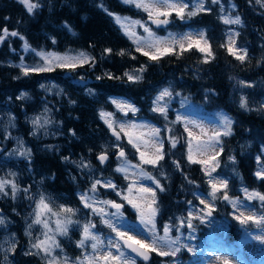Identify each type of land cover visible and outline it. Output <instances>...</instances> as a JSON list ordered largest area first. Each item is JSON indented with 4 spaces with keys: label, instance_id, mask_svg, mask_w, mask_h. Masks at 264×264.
I'll list each match as a JSON object with an SVG mask.
<instances>
[{
    "label": "rangeland",
    "instance_id": "obj_1",
    "mask_svg": "<svg viewBox=\"0 0 264 264\" xmlns=\"http://www.w3.org/2000/svg\"><path fill=\"white\" fill-rule=\"evenodd\" d=\"M120 1L122 2V0ZM185 2L189 4V8L186 9L187 13V11L192 10L193 4L196 0H185ZM249 3L251 6L259 10H264V6H262L264 5V0H261V3H257L256 0H249ZM221 4L224 6L223 13L220 12ZM125 5L132 6L136 10L144 13L146 17H149L147 12L142 8H137L135 4ZM204 5L206 9L210 8L211 11H202L191 18H188L187 15H185L184 20L179 19L173 12L168 19L172 21L171 25L175 26V28L171 29L169 27L168 29L163 30V33L161 34L150 28L146 21L128 16L115 15L121 18V21L128 26L129 31H134L136 35L141 38L142 44L149 39L148 33L144 31V27H148L156 37L168 41L171 40V37L169 36L170 33L173 34L176 39H180L184 34L191 33L192 38L195 40L199 38L197 34L203 31L204 39H206L209 44L205 29L185 28V26L182 25H180L179 28L178 22H184L186 25L191 19L205 13H211L217 16L224 27L223 35L227 53L229 54L227 48L230 36L235 39L236 48L247 51L244 63H241L233 55L229 54L235 61H237V66H226L225 69L227 81L230 86V102L237 110L245 114H254L256 116L264 117V52L251 55L246 48L242 47L241 40L238 38L239 35H234L235 33H241L239 30L242 25H226L223 23L221 16L235 18V16L238 15L233 4L223 3L220 0V4L214 5L211 3V0H204ZM111 17L115 25L124 35L125 39L132 44L136 51L137 44L133 42L134 38L125 35V30L121 27V24L116 22L114 16ZM124 18L128 19L124 20ZM160 18L165 17L161 16ZM137 20L140 21L141 24L133 25L132 21ZM141 25H143V27ZM185 44H187V41ZM201 46H204L203 40H201ZM161 48H163V45H161ZM174 49L180 52L178 46L174 47L173 50ZM192 49L201 55V62L195 63L190 67H185L184 72L192 79L202 81L204 78L202 73L206 64L203 63V59L206 54L199 52L195 47ZM145 50L150 52L155 51L154 49L147 48H145ZM22 51L21 58H23V60L20 58L17 61L0 62V69H6L8 72L10 71L9 76L15 80L29 78L31 74L35 73L29 72V75L25 76L21 71V67H19L21 64L29 69L45 64L44 60L36 55V52L39 51H43L45 54L54 53L68 57H79L80 53H85L86 56L92 58V55L88 51L75 48H66L62 52H50L45 48H42L33 52L31 49L25 51L23 47ZM136 52L150 61V59L147 56L142 55L141 52ZM25 57H27L26 60L24 59ZM107 57L108 55L104 54L101 59H99L100 61L97 62L98 68L102 71H107L102 66V62H104ZM211 59L212 58H209V61H211ZM92 60L93 58L87 63H90ZM94 61H96V59H94ZM132 61L134 62L136 59ZM55 63L56 62L53 61V66ZM77 66L81 65L77 64ZM141 66L142 65L132 67L124 71V73L128 72L133 75L142 76V79L134 84L141 82L144 78L145 70L142 73L136 71L137 69H140ZM107 74L112 75V72H107ZM124 77L127 79L125 75ZM240 81H243L244 84H251L252 87H246L240 84ZM75 83L84 86L83 90L78 91V93L84 92V95L93 98L96 96V92L87 86L88 82H86L83 77H78L75 81L70 82L69 87L56 83L41 84L38 88L39 93H41L39 97H35L33 93H20L16 98V101L20 103L10 102L12 103V106L16 105L19 107L20 112L24 113L20 117H17L12 111L0 108V131H2V135L6 138V141L0 144V179L14 181L19 189L15 194V198L12 196L10 185L5 187V191L8 195L0 193V201H3L4 203L3 207L0 206V218L4 220V224L0 225V264H13L11 262V256L17 247H21L19 254L22 252L24 254L37 252V249L32 247V243L35 242L37 237L43 239L44 237L42 233L46 231L42 224H33L36 204L39 201L41 194H43L46 203L49 204L54 212H60L61 207L72 208L74 210V214L62 213L59 216H54L51 213L45 212L41 218L42 220H47L49 227L52 229L48 235L54 236L60 245L59 248H54L52 251V256H55L60 260L67 257L69 259V264H73V262H77V258L82 260L86 255H102L106 251H112L114 255L117 254L114 246L109 247V241H112L113 244L119 242V238L116 235L117 231L124 232L128 236H133L135 239H143L147 243H151L153 237L151 233L146 230L145 225L141 223L140 215L131 207V205L127 204V202L122 199V196L128 194L127 188L129 184L133 180H136L138 186L150 187L155 191L157 201L155 206L158 207V196L170 192L175 172L189 170L193 165H199L205 178V187L207 190L203 192L196 188L190 189L188 196L191 198V203L185 204L184 208L175 212L173 218L167 219L165 224L172 226L169 233L170 237L172 239L179 237L180 243H182L184 247L181 248V251L176 253L175 256H160L157 255L156 252H150L152 256L156 257V262H158V264H223V261L227 260L228 264H264V243L255 239V237H264V231L251 221H249L247 225L241 226L239 221L234 218L238 216L240 212H244L246 215L255 213L257 217L264 215V204H261L257 199L248 200L243 189L247 188L249 192L257 191L261 194H264V192H260L258 189H250L247 186L237 158L238 154L249 153L252 147H254L255 141L247 138L237 142L236 139H233L229 140L230 142L228 141L224 148L223 139L232 136L235 122L234 119L224 111H209L204 109L202 103L198 100L202 99L204 102H207L209 99L208 92L198 91L195 96L185 94L177 88L175 80L169 79L156 89L148 108L146 107L147 103L145 100H141L143 105L140 108L127 98L114 97L109 100L111 110L106 112L113 114L111 119L114 122V127L117 132H119V125L121 123L136 125L144 124L161 130L160 139L164 142L163 151L165 155L163 160H160L156 166H153L151 164H141L139 152L128 143V136L123 132L120 133L122 139L121 143H118L111 138L109 132L112 130L108 128L104 120L100 118V115L99 121L105 130L99 128L97 132L94 133L92 146L86 147L88 149H85L84 152L80 154L71 152L69 147H64V142H67V140H63L64 137L72 140L77 139L74 130L65 129V121L63 119L65 114L68 118L72 117L70 112L76 105L74 98L75 94L73 93L76 89L72 87ZM166 88L172 92V96L166 97L164 101L160 102V104H167V120H165L160 113L152 111V108L156 106L153 101L156 100V97L160 92ZM242 96L247 101L249 109L247 111L240 107ZM113 100L132 104L139 109V111L135 114L132 112H127V114H125L116 108L112 103ZM21 101H24V103ZM24 104L33 106L31 113L28 114L24 112ZM46 109L47 111H45ZM149 116L155 118L157 121H150ZM225 116L230 118L233 122L232 134L229 136H221L220 138L222 143L218 147H222L223 152L217 157L220 166L216 169V172L212 173V177L228 181V188L223 189L218 193V196H222L223 192L227 191L230 198L235 199L238 197L239 199L235 207L222 199L212 201L211 196L208 195V193L211 192V188L207 183L209 177L206 176L202 170L204 166L200 164H190L187 159L188 135L184 131L185 122H190L188 127L194 132V135H200V130L199 128H194L193 125H201L211 134L213 129H222V121ZM37 117L40 118V124L43 125L42 127H37L32 123ZM177 117H180L179 122H176ZM45 120L50 121V123L44 124ZM19 122H22V125H20ZM168 128H171L172 131L169 132L167 130ZM140 131H146V129L137 128L135 130L136 133H139ZM73 132L75 135L72 134ZM172 136L178 138L176 148L171 147L170 137ZM145 139H149V137L146 136ZM192 143L193 148L195 149L196 141L193 140ZM65 150L68 153V159L65 160V157H63L61 158V161L71 168L69 170L68 178L76 187L77 193L75 201L77 202V205L63 204V201L51 194L45 188V178L38 182V180L33 179L30 170H28L29 173L27 172L30 160L35 152L46 154L53 152L61 153ZM120 150L125 152L127 164H125L124 160L117 159ZM144 150V146L141 145V151ZM260 150L263 158H261L259 164L255 161L257 163L255 173L264 168V148H261ZM21 151H30V154L20 155ZM147 151L148 154L151 155L154 150L148 149ZM101 154L107 155L108 157L104 166H100L98 161V157ZM131 157H133V159H131ZM229 157H234L235 163H233ZM169 159L171 163L175 161V163H173L175 168L166 164L165 160L169 161ZM78 164L81 166L78 167ZM177 164L180 165L179 168L176 167ZM14 165L21 168V170H18L17 168L15 169ZM83 165H88V167H84ZM130 165H141L145 172L150 173L155 180L159 181L160 186L164 188V191L161 192L153 181L141 177L140 168H132ZM117 167H128L129 178L125 179V173L117 172ZM132 173H136V175L133 176ZM116 177H118L120 181L117 182ZM254 177L256 180H261L258 179L255 174ZM96 180H99L101 183L97 184L96 191L92 192L91 187ZM107 181H111L116 185L115 190L111 187L102 186L105 185ZM25 189H27V191H25ZM117 192H120L121 195H117ZM83 194H87L90 197L88 202L93 204V207L105 209L108 215L104 216V219L109 220L116 231H113L112 228H109L103 223L101 216L93 213L92 208H86L84 206V203L81 201V196ZM133 195H136L135 190ZM201 198L206 199L209 203L213 204L214 211L211 216L205 217L203 215L204 205L199 202ZM68 199L69 198H66V200ZM93 200L96 202L93 203ZM105 200L122 204L123 207L120 211L123 215L116 214L115 208L99 203V201ZM125 207H127V211L125 210ZM189 212L200 217V219H194L192 221L194 230L189 229L186 226ZM158 215L159 212L156 216V237H163L165 224H158ZM57 220L62 222H66L67 220L72 221V223L67 224V234L61 235L55 231ZM181 220L185 221V226L183 227H180ZM19 221H21L20 226L23 228L21 237H19L14 230ZM89 222L95 224V228H92L91 232L94 235L99 236L100 241L102 242L96 253H93L91 248L92 243H94V241L91 240L85 241L83 248L77 247L78 242L83 239V226ZM30 224H32L31 228H29ZM99 226L109 230L110 234L105 235L100 233L98 231ZM177 227H179V231L176 230ZM26 232L31 233V235H26ZM13 245H15V248L14 251H11L10 249H12ZM157 247L164 249L165 243L157 239ZM173 247H175V245ZM189 249H191V251ZM121 250L125 253L126 257H132L136 261V264L150 263H140L122 246ZM5 256H7V260H5ZM34 256L42 260L44 264H48V260L51 259V257H45L43 252Z\"/></svg>",
    "mask_w": 264,
    "mask_h": 264
},
{
    "label": "trees",
    "instance_id": "obj_2",
    "mask_svg": "<svg viewBox=\"0 0 264 264\" xmlns=\"http://www.w3.org/2000/svg\"><path fill=\"white\" fill-rule=\"evenodd\" d=\"M32 2L38 3L40 7L29 14L19 0H0V36L4 35L2 31L4 28H7L9 33L12 31L19 33L16 37L6 36L0 43V62L17 61L21 58L24 40H21L20 36L28 42L30 49L45 48L50 52H62L66 48H75L88 51L93 60L75 68H55L53 71L35 72L29 78L21 80L11 78L10 71L0 69V108L12 111L20 117L24 113L20 112L19 107L12 106L10 103L11 101L20 103L16 101L20 93H33L35 97H39L41 93L38 88L41 84L56 83L69 87L70 82L83 77L88 82L87 86L96 92V96L93 98L84 95V92L78 93L84 86L75 83L72 86L76 89V91L72 90L76 101L75 107L71 109L73 115L71 118H68L66 114L63 117L65 129L74 130L77 138L72 140L64 137L63 140H67L64 142V147H69L71 152L80 154L88 149L86 147L93 145L94 133L99 128L105 130L99 121V113L101 110H111L109 102L111 98H127L139 108L143 105L141 100H145L148 108L156 89L166 80L173 79L177 88L185 94L195 96L198 91L208 92L207 102L198 100L205 110H221L234 119L233 134L223 139L224 148L228 141L233 139L237 142L247 138L255 141L249 153L238 154L237 158L247 186L264 192V181L256 180L254 177L257 169L256 157L263 158L260 149L264 148V117L245 114L237 110L230 102V86L225 69L226 66H237V61L225 49L224 27L217 16L205 13L191 19L186 25L184 22H178L179 28L182 25L185 28L205 29L211 51L214 53L215 58L205 64L203 80L196 81L184 72V68L201 62L202 57L197 51L192 49L181 53L174 49L158 60L149 61L134 50L132 44L125 39L115 25L112 17L97 7L101 0H32ZM102 2L114 14L145 21L144 13L123 4L120 0H102ZM221 2L233 4L241 18L242 26L239 30L241 33L238 38L241 40L242 47L246 48L251 55L264 52V10L251 6L249 0H221ZM66 24L68 27H65ZM170 28L174 29L175 26ZM157 32L163 33V31ZM105 49H112V52L107 53ZM122 50L125 55H118ZM104 54L108 57L102 62V66L107 71L100 70L97 65ZM178 55L179 58H177ZM133 56L136 57L134 62ZM24 59L26 60L27 57ZM140 65L145 66L143 80L137 84L129 82L124 77V71ZM107 72H112L113 77H120V79H109ZM21 102L24 103V101ZM23 108L28 114L33 110V106L30 105H25ZM149 120L157 121L150 116ZM19 124L22 125V122ZM5 141L6 138L0 131V144ZM67 156L66 150L61 153L46 154L35 152L27 172L29 173L28 170H30L31 176L38 182L45 178V188L63 201V204L77 205L76 187L68 178L71 168L61 161V158ZM165 162L173 166L170 159ZM14 168L21 170L16 165ZM189 180L194 183L190 184ZM116 181L120 179L116 177ZM205 184L199 165H193L186 171H176L170 192L158 196V224H165L168 218L175 216V212L191 202L188 196L190 189L196 188L205 192L207 190ZM66 198L69 199L66 200ZM0 206H4L3 201H0ZM125 210L127 211V207ZM20 224L21 221L14 228L19 237L23 232ZM98 231L105 235L110 234L109 230L100 226ZM20 250L21 247H17L11 256L13 264H44L33 254L23 252L19 254ZM155 258L153 256L149 264H158Z\"/></svg>",
    "mask_w": 264,
    "mask_h": 264
},
{
    "label": "snow or ice",
    "instance_id": "obj_3",
    "mask_svg": "<svg viewBox=\"0 0 264 264\" xmlns=\"http://www.w3.org/2000/svg\"><path fill=\"white\" fill-rule=\"evenodd\" d=\"M21 4L24 5L27 12L29 14L33 13V11L40 7L38 3H33L32 0H19ZM125 4H135L137 8H142L145 12L148 13L149 19L152 20L154 24L157 25V27L161 25H167L169 24V19L174 12L175 15L181 19H185V15H187L188 18L194 17L198 15L202 11H211L210 8H205L204 0H196V2L193 4L192 10L187 11L186 9L189 8V4L185 2V0H122ZM257 3H261V0H256ZM211 3L216 5L220 4V0H211ZM264 6V5H262ZM102 11L106 12L109 16H114L117 23L121 24V27L125 30V35H128L130 38H134V43L137 44L136 51L141 52L142 55L147 56L150 60H158V58L162 55L169 54L173 51V48L178 46L180 49V52L183 53L185 51L191 50L193 47H195L199 52L205 53V57L203 59V63H208L209 58H215L214 53L211 51V46L208 44V41L204 39V33L201 31L198 33V39H193L191 33L184 34L180 39H176L173 34H169L171 37V40H165L163 38H158L155 36V34L148 28L144 27V31L148 33L149 39L145 41L143 44L141 43V38L136 35L134 31H129V28L126 24H124L121 21V18L119 16H116L114 13L110 12L108 8L103 4L102 0L97 5ZM234 7V6H233ZM220 12H224V6L220 5ZM165 17L164 19H160V17ZM128 18H124V20H127ZM221 19L224 24H235V25H242L241 18L237 15L235 18H231L230 16H221ZM133 25L141 24L140 21H132ZM143 27V25H141ZM65 27H68L66 24ZM4 35L0 36V43L3 42L6 36L11 35L12 37H16L19 35L18 32L12 31L9 33L7 28H4L3 30ZM69 31H71L69 27ZM234 35H239V33H235ZM21 40H24V50L28 51L30 49V45L28 42L24 39L23 36L19 37ZM201 40L204 42V46H201ZM187 41V44L185 42ZM53 43L55 41L53 40ZM161 45H163V48H161ZM223 46V45H222ZM147 49H154V52L146 51ZM235 49V50H234ZM33 52H36L35 49H31ZM229 54L233 55L237 60H239L241 63H244L245 58L247 56V51L236 48V41L235 39L230 36L229 37V44L227 48ZM105 52L111 53L112 49H105ZM36 55L41 57L42 60H44V65H38L36 67H33L31 69L23 66L21 64L19 67H21V71L25 76L29 75V72H48L55 70L56 67L63 68V67H71L75 68L77 64H80L81 66L84 63H87L90 59V57L86 56L85 53H80L79 57H68V56H60L58 54L54 53H48L45 54L43 51L36 52ZM118 55L124 56L125 52L122 50L118 53ZM136 57L133 56L132 59H135ZM179 58V55L177 56ZM23 60V58H21ZM53 61L56 63L53 66ZM145 70L144 66L142 65L140 69H137L138 72H143ZM124 75L127 77V80L131 83H136L142 79V76L139 75H133L128 72H125ZM109 79H120V77H113L112 75H108ZM97 79H100V77H97ZM240 84L246 86V87H252L251 84H244L243 81L239 82ZM172 92L169 91V89H164L160 92V94L156 97V100L153 101L154 106L152 108L153 112L160 113L165 120L168 119V108L167 104L161 105L160 102L164 101L166 97H171ZM21 98V97H18ZM112 103L116 106V108L119 111L124 112L127 114V112H132L135 114L139 111L134 105L113 100ZM240 107L245 109L246 111L248 109V104L246 99L242 96L241 97V103ZM47 111V109L45 110ZM100 118L104 120L105 124L108 126L109 129L112 130V134L116 137L117 140L120 139V133L123 132L126 136H128V143L132 145L133 148L139 152L141 164H151L153 166H156L157 163L160 160L164 159V142L160 139L161 130L156 127H150L148 125H136V124H124L121 123L119 125V132L116 131L114 127V122L111 119L112 113L106 112L104 110H101ZM180 121V117H177L176 122ZM32 123L37 127H42L43 125L40 124V118H35ZM50 121L45 120L44 124H48ZM175 123V122H174ZM190 122H185L184 131L188 135L187 140V148H188V156L187 159L190 164H200L203 165V171L206 176L209 177L207 183L211 188V192L208 193L209 196H211L212 201H216L217 199H222L224 201H227L228 203L232 204L234 207L236 206L238 202V197L233 199L230 198L227 191L223 192L222 196H218V193H220L223 189L228 188V181L225 179H217L212 177V173L216 172V169L220 166L219 161L217 157L220 155L221 152H223L222 147H218L221 145V136H229L232 134V121L227 116L223 117L222 121V129H213L211 131V134L207 129H205L201 125H193L194 128H199L200 135H194V132L188 127V124ZM139 129H146V131H140L139 133H136L135 130ZM169 132L172 131L171 128L167 129ZM35 134V133H34ZM75 135V133H72ZM149 137V139H145V137ZM196 141L195 149L193 148L192 141ZM171 147L176 148L178 143V138L175 136L170 137ZM22 143V142H21ZM141 145L144 146V151H141ZM148 149H153L151 155L148 154ZM30 151H21L20 155H29ZM65 160L68 158L65 157ZM98 159L103 164L107 159V155L101 154L99 155ZM117 159H122L125 161V164H127L126 155L123 150L119 151V155ZM229 159L232 160L233 163H235L234 157H229ZM256 161L259 164L261 161V157L257 156ZM75 163V162H73ZM175 163V161L173 162ZM80 167L81 165H77ZM84 167H88V165H83ZM132 168H140V176L153 181V183L156 184V187L159 188L161 192L164 191V188L160 186L159 181L155 180L154 177L143 170L141 165H130ZM177 168L180 167L179 164L176 165ZM117 172H123L125 173V179H128V167H117ZM14 175V174H13ZM133 176L136 175V173H132ZM256 177L258 179L264 180V168L257 171L255 173ZM187 179V177H186ZM190 184L194 183V181L189 180ZM101 182L99 180H96L91 187V191H96L97 184H100ZM7 185L11 186V193L13 198H15L16 192L19 190L17 184L14 181L10 180H4L0 179V193H3L4 195H8V193L5 191V187ZM111 187L115 190L116 185H114L111 181H107L105 185ZM134 190L136 192V195H133ZM27 191V189H25ZM245 196L248 200L257 199L261 202V204H264V194H261L257 191H251L249 192L247 188L243 189ZM127 195H123L122 199L127 202V204L131 205L132 208H134L137 213L140 215L141 223L145 225L146 230L151 233L153 239L151 243H147L143 239H135L133 236H128L124 232H116L117 237L119 240L123 241V244L125 247L131 250V252L135 253L137 256L142 257L144 261L149 260L148 252H156L157 255L160 256H175L176 253H179L181 251V248L184 247L182 243H180V238L176 237L175 239H172L169 235L171 225L165 224L164 225V236L163 237H156V216L159 212L158 207H156V193L153 191L150 187H143L138 186L137 181L133 180L128 188H127ZM117 195H121L120 192H117ZM31 198V197H29ZM90 197L87 194H83L81 196V201L84 203V206L86 208H92L93 213L100 215L102 222L105 223L109 228H112L113 231H116L115 228H113V225L109 220L104 219V216L108 215L104 208H97L93 207V204L89 203ZM96 201L93 200V203ZM200 204L204 205V211L203 215L205 217L211 216L212 212L214 211V207L212 203H209L206 199L201 198L199 200ZM99 203L104 205H109L112 208L116 209V214L123 215V213L120 211L123 207L122 204L115 203L114 201H99ZM191 203V202H189ZM51 213L54 216H59L62 213H69L74 214V210L72 208H65L61 207L60 212H54L52 208L49 206L48 203H46V199L41 194L39 201L36 204L35 208V219L33 220V224L36 225H43V228L46 230L42 233L43 239H40L39 237L36 238L35 242L32 243V247L37 249L36 253H26V254H33L38 255L40 252L44 253L45 257H51V259L48 260V264H69V259L65 257L63 260L58 259L55 256H52V251L54 248H59L60 245L56 241L54 236H49L48 233L52 231V229L49 227V223L47 220H42V216L44 213ZM236 220L239 221L241 226L247 225L249 221L252 223H255L257 227H260L262 231H264V215H261L257 217L255 213L245 214L244 212H240V214L236 217H234ZM194 219H200V217H197L192 214V212H189L186 226L189 229L194 230V226L192 221ZM72 223L71 220H67L66 222H62L60 220L56 221V232H58L61 235L67 234V224ZM4 224V220L0 218V225ZM185 226V221H180V227ZM32 227V224L29 225V228ZM95 228V224H92L91 222L86 223L83 226V239H81L77 247L83 248L85 245V241L91 240L94 241L92 243L91 248L93 250V253H96L99 249V245L102 243L100 241L99 236L94 235L91 232V229ZM177 231H179V227L176 228ZM26 235H31V233L26 232ZM157 239L163 241L165 243V248L161 249L157 247ZM255 239L260 240L262 243H264V237H255ZM175 245V247H173ZM114 246L116 248V253L113 254L112 251H106L102 255H86L83 257V259L77 258V262H73V264H136V261L128 256H125V253L121 250V245L119 242H116L113 244L112 241H109V247ZM15 245H13L11 251H14ZM191 251V249H189ZM5 260H7V256H5ZM223 264H228L227 260L223 261Z\"/></svg>",
    "mask_w": 264,
    "mask_h": 264
},
{
    "label": "water",
    "instance_id": "obj_4",
    "mask_svg": "<svg viewBox=\"0 0 264 264\" xmlns=\"http://www.w3.org/2000/svg\"><path fill=\"white\" fill-rule=\"evenodd\" d=\"M160 19H164V18H160ZM146 22H147V23L150 25V27L153 28L154 30H164V29L168 28V27L171 25V23H172V21L169 19V24H167V25H161V26L157 27V25L154 24V23L152 22V20L149 19V17L146 18ZM109 135H110L111 138H113L114 140H116L118 143H121V141H122L121 136H120V139L117 140L116 137L112 134V131L109 132ZM98 161H99V163H100V166H104V165L106 164V161H105L103 164L100 162L99 159H98ZM118 240H119V239H118ZM119 242H120L121 246H122L125 250H127L132 256H134L139 262H142V263H149L150 260L152 259V254H151L150 252H148L149 260L144 261V260L142 259V257L137 256L135 253L131 252L130 249H128L127 247H125L124 244H123V241H122V240H119Z\"/></svg>",
    "mask_w": 264,
    "mask_h": 264
},
{
    "label": "bare ground",
    "instance_id": "obj_5",
    "mask_svg": "<svg viewBox=\"0 0 264 264\" xmlns=\"http://www.w3.org/2000/svg\"><path fill=\"white\" fill-rule=\"evenodd\" d=\"M1 5H2V4H1ZM3 13H4V12H3ZM3 13H2V14H3ZM71 111H72V110H71ZM70 113H71V115H73L72 112H70ZM69 118H70V117H69ZM73 119H74V118H73Z\"/></svg>",
    "mask_w": 264,
    "mask_h": 264
}]
</instances>
